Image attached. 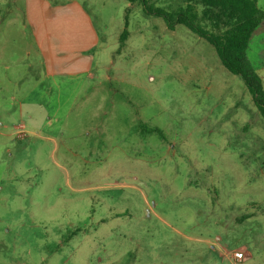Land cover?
<instances>
[{
    "label": "rangeland",
    "instance_id": "rangeland-1",
    "mask_svg": "<svg viewBox=\"0 0 264 264\" xmlns=\"http://www.w3.org/2000/svg\"><path fill=\"white\" fill-rule=\"evenodd\" d=\"M27 1L0 0V10ZM45 1L78 6L96 31L81 52L93 76L38 92L41 127L21 125L10 153L0 136V264H264V120L243 81L202 39L167 31L137 3ZM21 15L12 34L22 54ZM247 58L264 87V23ZM235 251L250 257L235 262Z\"/></svg>",
    "mask_w": 264,
    "mask_h": 264
},
{
    "label": "crops",
    "instance_id": "crops-1",
    "mask_svg": "<svg viewBox=\"0 0 264 264\" xmlns=\"http://www.w3.org/2000/svg\"><path fill=\"white\" fill-rule=\"evenodd\" d=\"M19 14L29 30L22 54L15 51L12 34ZM86 19L78 6L61 10L45 0H28L24 8L17 7L16 13L0 10V136L7 140L5 153H10L14 141H20L16 136L21 125L25 131L41 127L37 124L45 118L46 101H37L38 92L49 96L50 84L68 76L77 80L82 74L93 76L92 65L81 52L94 47L99 38L90 22L86 23L91 28L86 29ZM70 22L74 24L71 29ZM6 82L10 88L7 92ZM244 253L241 263L250 257Z\"/></svg>",
    "mask_w": 264,
    "mask_h": 264
},
{
    "label": "trees",
    "instance_id": "trees-1",
    "mask_svg": "<svg viewBox=\"0 0 264 264\" xmlns=\"http://www.w3.org/2000/svg\"><path fill=\"white\" fill-rule=\"evenodd\" d=\"M125 1L137 3L145 14L162 19L167 31L183 26L211 46L223 69L243 81L254 107L264 120V87L247 58L252 36L264 23V10L257 7L256 0H185V6L176 10L151 6L147 0ZM128 11L125 10L124 29L119 34V50L129 36ZM147 133L161 135L156 128Z\"/></svg>",
    "mask_w": 264,
    "mask_h": 264
},
{
    "label": "built area",
    "instance_id": "built-area-1",
    "mask_svg": "<svg viewBox=\"0 0 264 264\" xmlns=\"http://www.w3.org/2000/svg\"><path fill=\"white\" fill-rule=\"evenodd\" d=\"M231 257L235 262H242L245 259V254L243 252L235 251Z\"/></svg>",
    "mask_w": 264,
    "mask_h": 264
}]
</instances>
